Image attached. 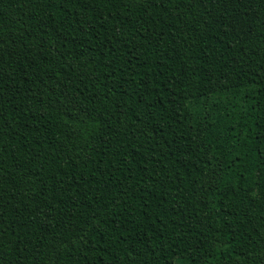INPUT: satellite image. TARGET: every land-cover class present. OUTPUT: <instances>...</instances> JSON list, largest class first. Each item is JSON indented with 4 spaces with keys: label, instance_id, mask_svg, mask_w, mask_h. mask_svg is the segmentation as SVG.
Masks as SVG:
<instances>
[{
    "label": "trees",
    "instance_id": "16d2710c",
    "mask_svg": "<svg viewBox=\"0 0 264 264\" xmlns=\"http://www.w3.org/2000/svg\"><path fill=\"white\" fill-rule=\"evenodd\" d=\"M0 264H264V0H0Z\"/></svg>",
    "mask_w": 264,
    "mask_h": 264
}]
</instances>
